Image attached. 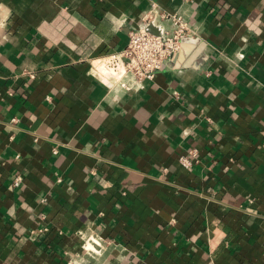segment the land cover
<instances>
[{"label": "crops", "instance_id": "1", "mask_svg": "<svg viewBox=\"0 0 264 264\" xmlns=\"http://www.w3.org/2000/svg\"><path fill=\"white\" fill-rule=\"evenodd\" d=\"M176 14L152 79L100 81ZM0 264H264V0H0Z\"/></svg>", "mask_w": 264, "mask_h": 264}, {"label": "built area", "instance_id": "2", "mask_svg": "<svg viewBox=\"0 0 264 264\" xmlns=\"http://www.w3.org/2000/svg\"><path fill=\"white\" fill-rule=\"evenodd\" d=\"M171 23V31L163 33H154L145 26L132 29L125 47L96 59L95 71L100 81L129 89L131 85L126 80L129 75L137 83L152 79L179 49L182 37L188 33V28L180 15H172ZM11 121H15V118H11ZM179 161L184 167L191 165L188 157H180ZM21 179V175L14 176L12 185L19 186ZM38 231L42 230H31L30 233L35 234ZM82 248L94 254H100L102 251L101 243L95 238L83 242Z\"/></svg>", "mask_w": 264, "mask_h": 264}, {"label": "water", "instance_id": "3", "mask_svg": "<svg viewBox=\"0 0 264 264\" xmlns=\"http://www.w3.org/2000/svg\"><path fill=\"white\" fill-rule=\"evenodd\" d=\"M151 30V27H148Z\"/></svg>", "mask_w": 264, "mask_h": 264}]
</instances>
